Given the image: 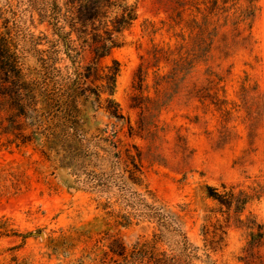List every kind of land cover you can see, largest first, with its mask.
<instances>
[{
    "label": "rangeland",
    "instance_id": "obj_1",
    "mask_svg": "<svg viewBox=\"0 0 264 264\" xmlns=\"http://www.w3.org/2000/svg\"><path fill=\"white\" fill-rule=\"evenodd\" d=\"M55 11L60 33L73 29L76 56L52 24ZM0 31L31 76L41 58L63 74L80 66L96 92L83 94L90 132L116 131L139 153L127 185L178 216L193 264H264V0H0ZM117 105L121 117L108 112ZM7 109L2 101L0 264H143L130 251L145 241L154 254H179L152 218L120 224L117 214L139 211L117 185L77 187L59 148ZM9 115L26 124L12 126ZM116 241L127 260L109 252Z\"/></svg>",
    "mask_w": 264,
    "mask_h": 264
},
{
    "label": "trees",
    "instance_id": "obj_2",
    "mask_svg": "<svg viewBox=\"0 0 264 264\" xmlns=\"http://www.w3.org/2000/svg\"><path fill=\"white\" fill-rule=\"evenodd\" d=\"M124 16L131 21L136 17V13L129 8ZM51 18L54 20L53 26L62 35L66 50L75 51L73 56H76L78 52L75 47L71 48L73 43L70 34L73 29L71 32L60 33L62 26H57L59 11L53 12ZM111 41L114 46H117L114 40ZM104 45L105 43H102L97 47ZM41 60H43L41 71L31 76L29 69L23 66L19 55L14 51L11 41L0 31V104L6 101L11 114L33 120L27 125L34 128L32 133L43 135V143L47 144L50 150L59 148L60 151L57 154H59V162L62 163L60 165L68 167L72 172L75 176L74 184L77 187L82 186L90 191L96 189L102 191L108 187L110 181L115 183L121 191V196L128 200L126 204L139 211L117 214L120 224L126 225L130 219L138 216L152 218L157 226L162 227V237L164 233L170 232L180 249L178 255H168L165 252L154 254L153 245L147 241L136 242L130 251L133 261L138 257L139 262L147 258L143 264L150 261L152 264H193L191 262L192 247L188 237L180 228L178 216L164 202L154 198L148 202L146 194L132 191L127 185L126 172L138 170L139 164L136 159L139 160V153L133 155L129 147H126L117 136L116 131L111 130L107 133L106 128H97V131L90 132L91 122L84 113L86 98L83 94L86 91L93 94L96 92L90 87L85 88V74L80 66H75L72 73L63 74L58 67L54 66L56 60H53L51 64L49 60L45 61L43 58ZM117 67L109 68L107 74L113 86H115V77L118 72ZM117 110L118 105L108 108V112L114 117H121ZM10 122L12 126L26 124L15 119V116H10ZM133 147L137 149L136 146ZM43 153H45L44 150ZM106 167L110 168L109 171ZM207 194L216 198L221 204L230 202V200L227 202L226 194H220L216 187L207 186ZM230 197L233 198L232 194ZM247 200L249 198L244 197L239 200L234 198L233 201L236 208L243 209ZM108 203V201L102 203L103 207L109 206ZM253 234L262 236L263 232L260 227H257V231ZM108 247L111 254L127 260L126 249L122 243L116 241Z\"/></svg>",
    "mask_w": 264,
    "mask_h": 264
}]
</instances>
